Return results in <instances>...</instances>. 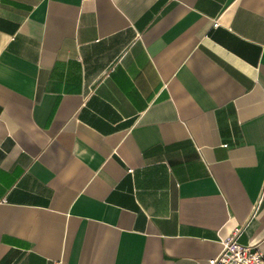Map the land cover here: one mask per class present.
<instances>
[{"label": "crops", "instance_id": "obj_1", "mask_svg": "<svg viewBox=\"0 0 264 264\" xmlns=\"http://www.w3.org/2000/svg\"><path fill=\"white\" fill-rule=\"evenodd\" d=\"M263 88L264 0H0V264L264 253Z\"/></svg>", "mask_w": 264, "mask_h": 264}, {"label": "built area", "instance_id": "obj_2", "mask_svg": "<svg viewBox=\"0 0 264 264\" xmlns=\"http://www.w3.org/2000/svg\"><path fill=\"white\" fill-rule=\"evenodd\" d=\"M214 27L218 21L214 20ZM264 92V88H263ZM227 146V143L223 144ZM239 230L235 229L229 236L222 238L221 249L206 264H264V253L255 245L242 244L237 240Z\"/></svg>", "mask_w": 264, "mask_h": 264}]
</instances>
